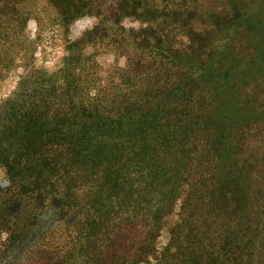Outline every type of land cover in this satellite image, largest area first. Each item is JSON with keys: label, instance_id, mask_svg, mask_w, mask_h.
<instances>
[{"label": "trees", "instance_id": "16d2710c", "mask_svg": "<svg viewBox=\"0 0 264 264\" xmlns=\"http://www.w3.org/2000/svg\"><path fill=\"white\" fill-rule=\"evenodd\" d=\"M128 1L118 16L145 28L95 26L0 105L15 197L0 225L26 248L51 241L50 264H264V93L252 88L264 59L251 53L241 76L239 41H215L221 28ZM12 18L1 7L0 79L20 45ZM104 48L116 58L103 70Z\"/></svg>", "mask_w": 264, "mask_h": 264}, {"label": "rangeland", "instance_id": "374dc122", "mask_svg": "<svg viewBox=\"0 0 264 264\" xmlns=\"http://www.w3.org/2000/svg\"><path fill=\"white\" fill-rule=\"evenodd\" d=\"M148 1L141 0V3L145 5ZM4 6L13 16L4 24V28L7 31L12 30V40L20 45L18 48L13 47L8 55L13 65L0 79V105L12 97L22 78L30 71L43 70L53 73L61 58L65 56L66 46L95 26L106 28L111 23L110 27L129 32L148 25L132 17L118 16L122 9L120 0H0V9L2 7V10H7ZM154 8L161 11V14L168 13L166 10L179 12V20L189 16L187 23L193 29L212 30V33H217L218 28H221L223 33L216 34L214 40L225 42V45L229 44L231 39L239 41L236 45L239 52L234 54L246 60L238 73L241 76L250 73L247 70V60L251 53H256L264 59V0H158ZM154 8L151 7L152 10ZM158 21L161 22V18ZM100 41L104 42L102 39ZM86 53L91 54L92 51L88 49ZM95 56L103 70L116 58L106 48L99 49ZM118 63H122V58L118 59ZM258 66L254 70L256 82L252 83V88L262 94L264 68L261 61ZM8 185L6 175L0 169V204L4 206L10 205L15 199L5 197ZM6 208L0 206V213L10 210ZM174 221L175 217L166 220L165 229L157 240L158 250H162L166 245L167 230ZM8 228L10 224L0 225V264H50L48 256L52 255L51 241L46 240L39 247L26 248L22 246L17 235H12V240H9Z\"/></svg>", "mask_w": 264, "mask_h": 264}]
</instances>
